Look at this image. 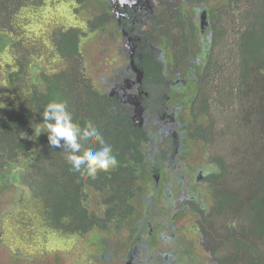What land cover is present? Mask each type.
I'll use <instances>...</instances> for the list:
<instances>
[{
  "label": "trees",
  "instance_id": "16d2710c",
  "mask_svg": "<svg viewBox=\"0 0 264 264\" xmlns=\"http://www.w3.org/2000/svg\"><path fill=\"white\" fill-rule=\"evenodd\" d=\"M186 1L196 11L194 16L179 18L185 38L178 46H167L154 61L147 60L145 76L160 77L162 84H170L166 76L175 74L176 69L193 74L192 93L185 101V110L192 117L186 123L191 127H183L192 142L205 141L221 124L212 115L211 106L226 105L220 109L233 115L232 127L226 126L231 129L227 135L241 160L233 165L223 156L212 158L217 173L209 179L214 189L220 190H214L215 204L203 218L217 220L218 229L211 228L205 234L220 237V230L232 231L235 240L228 241L229 264H263L264 251L257 249L264 247V0ZM179 2L180 8L186 4ZM107 3L0 0V196L18 191L17 187L23 185L25 194L18 199L21 213L12 214L13 225L23 232L35 229L38 239L34 253L27 254L9 248L1 235L0 264L55 262L52 247L57 244L54 239L61 236H75L79 241L93 236L97 245L107 246L109 242L104 244L99 234L113 230L115 236L121 231L120 225L128 226L133 237L142 233L149 242L173 229V213L162 203L153 212L146 207L140 214L132 210L138 208V203L139 207L143 205L138 194L145 195L151 185L155 186L151 191L156 201L161 199L163 187L164 196L171 189L176 201L183 179L193 178L186 162L162 160L158 150L171 145L150 137L144 129L137 131L129 115L120 111L111 97L103 95L88 72L85 45L89 40L103 39L100 30L109 19L105 15L103 22L94 10L98 5L106 10ZM168 5L165 2L163 8ZM199 6L207 11L205 28L213 36L205 48L195 39L199 33ZM174 19H178L177 15ZM52 100L65 101L82 128L90 122L100 131L118 161L115 168L101 171L95 178L82 176L72 169L64 149L50 146L42 113ZM234 131L243 133L242 143L231 139ZM99 147L92 141L82 142V150ZM179 164L185 166V178L177 179L176 173L181 170L175 169L171 171L176 174L171 175L173 183L165 185L166 166L172 169L169 165ZM14 171L19 172L13 174ZM231 176L233 180L223 183L225 192L222 191L219 182ZM237 181L242 185L239 192L232 186ZM226 211L232 218L224 220ZM239 214L241 220L234 219ZM139 221L143 224L138 226ZM149 230L152 240L146 233ZM39 238L43 239L40 244ZM151 255L150 251L148 256Z\"/></svg>",
  "mask_w": 264,
  "mask_h": 264
},
{
  "label": "flooded vegetation",
  "instance_id": "af4514ba",
  "mask_svg": "<svg viewBox=\"0 0 264 264\" xmlns=\"http://www.w3.org/2000/svg\"><path fill=\"white\" fill-rule=\"evenodd\" d=\"M105 1L108 2L106 10L100 9L99 5L94 10L97 18L103 19V22L104 16H109L106 25L100 30L103 39L97 40V43L102 46L101 53L103 55L111 56L112 63L122 60V64L117 69H112L109 75L92 76L99 89L102 90L103 95L111 97L118 104L120 111H125L129 115V120L137 131L144 129L148 135H151L150 137L156 136L160 141L164 139V143L171 145L166 150H158L162 160L171 162L184 160L187 171H190L195 180L201 181L205 185H213L214 183L209 179L210 173L204 175L200 166L187 161L195 149L192 141L187 139L189 134H185L186 130H183L184 125L191 127V124L182 120L179 110L186 108L185 101L190 99L193 74L176 69L175 74L166 76L170 84H162L160 77L146 78L144 68V63L147 60L154 61V58L167 46L170 44L178 46L179 41L185 38L186 34L180 27L179 18L180 16L182 18L194 16L196 7L190 6L186 0H183L186 4L182 2L181 8L179 7L180 0ZM165 2L169 3L167 9L163 8ZM177 9L180 11L179 13H177ZM200 9L201 6L197 8L199 10V17L197 15L199 33L195 39L199 40L205 48L213 36L210 30L205 28L207 26V11ZM176 15L178 19L175 20ZM201 56L199 60H201ZM169 104L180 106L178 109H169ZM225 106L217 103V105L211 106V111L215 107L220 109ZM97 111L100 112V109ZM220 111L223 114L221 109ZM104 113L113 114V112ZM194 141L196 145H199L196 140ZM187 203L165 206L167 210L176 215V224H181L185 232H173L171 236L166 235L173 231L170 230L161 239L156 238L150 242L143 238L142 233L135 237L131 233L124 237L125 239H121L120 243L114 242L116 244L114 246L109 243L107 246L97 245L93 247V250L96 252L102 250L101 253L104 255L109 254V263L111 264L115 263L111 258L119 255L122 264H229L227 262L228 244L233 239L235 240L232 231L229 234H220V237L206 235L205 231L211 232V228L218 229L215 226L218 221L208 225L202 219L185 217L190 216L187 211L193 208L192 204L188 205ZM152 204L151 201L148 205ZM132 211L137 213L136 210ZM261 219L264 221L263 214ZM194 220L195 223H193ZM141 223L143 224V221H139L137 225L139 226ZM123 226L120 225L121 230L124 228ZM106 233L109 236H114L112 230ZM187 234L192 236L189 245L184 241L188 237ZM157 237L159 236L157 235ZM261 250L264 251V247L257 249L260 253ZM150 251L152 255L148 256ZM155 255L157 256L150 263L146 262ZM94 264H100V258L95 259Z\"/></svg>",
  "mask_w": 264,
  "mask_h": 264
},
{
  "label": "rangeland",
  "instance_id": "374dc122",
  "mask_svg": "<svg viewBox=\"0 0 264 264\" xmlns=\"http://www.w3.org/2000/svg\"><path fill=\"white\" fill-rule=\"evenodd\" d=\"M87 11L83 12L86 13ZM81 13V14H83ZM89 21V20H86ZM96 39V37H94ZM106 43V42H105ZM86 48V55L88 56V60L90 62L88 68V72L94 75H109L111 73V70L114 68H118L120 64H122V60H118L115 63H112L110 61L111 56L109 55H103L101 53L102 46L97 43V41L89 40L87 44L85 45ZM176 98H179L176 96ZM180 105H173L169 104V109L176 108L178 109ZM220 109L218 107H215L212 109L211 113L214 116V118H217V121H221V124H218L217 128L215 129L214 135L208 136V138L211 139V142L208 144H202L203 141H196L199 143V145H196L194 142H191L193 144V147L195 151H192V154L190 156V159L187 160L189 163L195 164L197 166L201 167V170L203 174H208L213 171L214 165L212 162V158L216 156H223L226 158L228 162L230 160L232 162H237L238 157L236 152L234 153L235 144L229 139L228 131L231 130L227 128L226 126L232 127V118L233 115L229 112H223V114H218ZM180 114L182 115V120L184 122H190L192 121V117L190 114L183 108L182 110H179ZM214 113H217L218 116L214 115ZM205 121V120H204ZM229 129V130H228ZM221 134V137H220ZM243 133H236L234 131V135L231 137L236 142L242 143L244 136ZM203 145V146H202ZM192 148V147H191ZM254 171H257V166L254 169ZM261 172V171H260ZM157 182H160L157 180ZM161 183V182H160ZM233 188L238 187V183L233 182L232 183ZM232 186L228 184V187L231 189ZM152 189H155V186L151 185ZM199 189H202V185L198 186ZM18 191L11 190V193L7 192L6 194H2L0 196V238L1 235L3 236V240L9 244V248H12L14 250L23 251L27 254H32L33 249L35 247V244L38 242L36 231L35 229H32L31 231L28 230L26 232H23L22 229L17 228L13 225L14 220L12 219V214L17 213L20 214L21 212L18 211V202H19V196L23 193L25 194L23 190V185H20L17 187ZM166 191V188L163 187L160 189V192ZM162 202L164 203L165 200L169 202L170 198H164V194L162 193ZM146 198L144 199V202L147 198H152L154 195L148 192V190L145 191ZM17 199V200H16ZM176 202L175 204H177ZM174 205V204H173ZM168 206V205H167ZM156 209V204H153L150 207V211H154ZM195 223V220L193 221ZM173 231H170L166 235L171 236L173 232H185L183 230V227L181 224H175ZM112 233L115 232L112 230ZM132 231L129 229L128 226H125L120 233L115 234L114 237L110 238L108 240V234L101 233L99 234L100 239H102L104 244H109L111 246L116 245L114 242L120 243L121 239H125L124 237H127L131 235ZM148 233V238L153 239L151 237L152 232L149 230L146 231ZM40 235L39 233H37ZM224 234V232H222ZM188 235V234H187ZM192 239V236L186 237L184 241L189 245L190 240ZM56 246L52 247L53 251L52 254L55 255V262L49 263V264H94L95 259L100 258V264H111L107 262L109 254H106L105 256L100 252H96L94 255L91 252V249L93 250V247L97 246V241L94 240V237L92 236L91 239L89 237L81 238V241H79V238H76L75 236L67 237V236H61V238H55ZM160 240V239H159ZM47 242V240H45ZM44 241V242H45ZM43 242V239L39 238V244ZM159 244V242H157ZM219 245V244H217ZM219 248L220 245H219ZM9 250V249H8ZM7 250V251H8ZM67 255V258L64 259V256ZM107 256V257H106ZM121 256H115L111 258L112 261H115L114 264H122V260H119ZM34 259V258H33ZM188 260V258L186 257Z\"/></svg>",
  "mask_w": 264,
  "mask_h": 264
},
{
  "label": "clouds",
  "instance_id": "9594fccd",
  "mask_svg": "<svg viewBox=\"0 0 264 264\" xmlns=\"http://www.w3.org/2000/svg\"><path fill=\"white\" fill-rule=\"evenodd\" d=\"M43 124L46 129V132L48 134V141L50 146L53 148H62L66 151V159L72 166V169L80 172L82 176H87L91 178H95L99 172L104 171L107 172L113 168H115L118 164V161L113 154V149L110 145L106 143L104 140V137L100 133L98 129H96L90 122L85 126L81 127L78 123H76L73 119V115L70 111H68L67 103L65 101L61 100H52L50 101L44 108L43 113ZM214 135L211 133V136ZM86 141H92L93 143L99 144V148H88V149H83L82 150V142ZM211 142V139L208 138V136L205 138L204 143L202 144H208ZM234 150H236L234 146ZM238 162H240L241 158L238 157ZM184 161V160H182ZM181 162V161H180ZM238 162H232L233 165L238 163ZM175 163V162H173ZM182 164L179 165H169L170 168H167L166 166V171L163 173L165 177V185L170 186V184L173 183L174 179L171 177V175H176L177 179L184 177L186 175V170L185 166ZM175 169H180L181 171L176 174H171V171ZM201 170V167H200ZM202 171V170H201ZM217 173V167L213 168V171L209 174V177L212 174ZM183 179V182L179 186V189L177 190V200H174L173 193H170L167 189L166 196L164 198H170L169 202L165 200L163 203L162 201V195L161 199L156 201V195L152 193L153 189L151 190L148 187V192L152 193L154 196L152 198H147L144 202V199L146 196L143 194H138L141 198H139V202L143 203L138 208L135 210L137 211V214H140L143 209H148L150 210V207L153 204H164V206H171V205H179L181 203L193 202V208L192 210H188L187 213L190 216H185V217H192V218H197V219H202L206 222V224L211 225L214 223V221L217 220H212V219H207L205 220L203 218V214H208L211 205L215 204L216 200V195L214 193L215 191H219L220 189H214L216 186L213 185H205L201 181H197L194 178H186ZM158 178H156L157 182ZM233 180V176L229 178H222L221 181L219 182L220 187L222 188L221 190L225 192L223 188V183H229ZM238 183V187L236 188V191L239 192V187L242 188V185L240 182H235ZM199 185H202V189H199ZM188 190V191H186ZM187 193V195H186ZM164 194V192H163ZM153 202L151 206H149V202ZM148 204L146 205V203ZM178 202L177 204H175ZM241 214V213H240ZM240 214L235 217L234 219H239ZM224 220L226 218H232V216L226 211L225 215L223 216ZM176 215L171 214V220H172V227L174 228V225L176 224ZM184 223V222H183ZM216 225V224H215ZM218 226V225H217ZM172 230V228H171ZM224 232V234H229L231 233L227 228L226 231L220 230L219 233ZM227 232V233H226ZM166 233H162V235H165Z\"/></svg>",
  "mask_w": 264,
  "mask_h": 264
},
{
  "label": "water",
  "instance_id": "95a60500",
  "mask_svg": "<svg viewBox=\"0 0 264 264\" xmlns=\"http://www.w3.org/2000/svg\"><path fill=\"white\" fill-rule=\"evenodd\" d=\"M203 21H204V19H203ZM201 24L203 25V22H201Z\"/></svg>",
  "mask_w": 264,
  "mask_h": 264
}]
</instances>
